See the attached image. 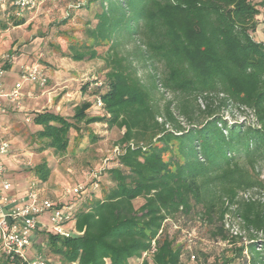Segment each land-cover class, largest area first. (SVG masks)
Returning <instances> with one entry per match:
<instances>
[{"label":"trees","instance_id":"1","mask_svg":"<svg viewBox=\"0 0 264 264\" xmlns=\"http://www.w3.org/2000/svg\"><path fill=\"white\" fill-rule=\"evenodd\" d=\"M78 7L93 16L64 55L104 59L108 84L97 90L103 107L90 115L93 101L84 100L71 117L35 112L36 139L41 150L62 154L72 129L82 139V122L124 130L117 165L107 170L111 186L76 208L83 233L43 231L58 263L185 264L193 254L198 264H264V199L239 196L264 193V43L254 35L264 0H86ZM19 18L0 24L19 25ZM139 67L156 72L143 77ZM159 87L173 94L162 108ZM229 105L251 111L256 124L230 123L219 113ZM33 171L47 181L51 168L45 160ZM230 214L249 241L232 232ZM201 229L225 244L214 262L202 248L188 247V234ZM0 264L24 262L0 252Z\"/></svg>","mask_w":264,"mask_h":264},{"label":"rangeland","instance_id":"2","mask_svg":"<svg viewBox=\"0 0 264 264\" xmlns=\"http://www.w3.org/2000/svg\"><path fill=\"white\" fill-rule=\"evenodd\" d=\"M79 1L86 0H43L38 8L26 10L22 14L19 19L24 18L23 23L15 25L11 20L6 29L0 24V62L7 58L4 64L7 73L0 78V86L2 83L5 90L12 87L19 79L18 70L22 64L39 63L47 76L44 85L25 84L26 94L22 110L10 106L7 114L0 115V123L8 128L2 136L11 142V152L5 158L10 180L18 185V190L33 185L42 195L59 203L73 202L76 204L75 208H79L88 197L90 199L92 196L94 199L100 196L101 187L111 186L112 181L107 170L117 165L115 148L124 129L116 125L110 126L103 121L88 125L82 122L80 128L84 129L83 137L79 135L82 137L80 143L77 142V130L72 129L68 150L58 154L52 148L40 149L42 142L36 139V132L41 127L32 120L28 121L27 117L32 118L35 112L43 110L71 117L75 106L84 100L93 101L88 110L90 115L101 112L95 101L100 96L97 93L98 87L105 89L108 84L104 59L96 57L77 61L64 55L68 50L70 38L84 37L85 20L92 19L93 16V11H81L78 7ZM262 10L258 16L262 22L254 35L258 41L264 43V8ZM129 48L130 46L127 47ZM152 69L155 71L152 67H139V74L144 77ZM157 70L161 71L160 65ZM172 96L170 91L159 87L155 99L157 105L162 108L164 102ZM219 113L230 123L244 120L256 124L251 111L242 112L234 105L221 108ZM184 124L189 126L186 122ZM89 132L97 136L96 140H91ZM45 160L51 172L47 181H41L33 168ZM259 170L264 178V164L259 165ZM97 180L100 181V187L94 185ZM79 185L84 187L81 194L67 192L69 188ZM239 196L264 199V193H256L255 190L241 192ZM227 224L232 228V232L244 234V240L249 241V234L242 229L240 218L234 214L227 215ZM175 230L176 226H172L171 231ZM258 234L260 238L263 237V234ZM194 236L196 240L194 237L188 246L189 249L202 248L210 254L209 262H214L225 248L223 242L208 239L204 229ZM34 250H39L59 262L58 257L51 252L47 244V234L43 231L35 236ZM197 259L198 257L193 259L191 255L183 257L185 264H198Z\"/></svg>","mask_w":264,"mask_h":264},{"label":"built area","instance_id":"3","mask_svg":"<svg viewBox=\"0 0 264 264\" xmlns=\"http://www.w3.org/2000/svg\"><path fill=\"white\" fill-rule=\"evenodd\" d=\"M43 0H0V22L9 21L12 16H22L26 10L38 8ZM7 59V58H6ZM6 59L0 62V78L7 73ZM19 79L8 90L0 86V115L7 114L9 107L24 108L25 84L44 85L47 81L44 69L39 63L22 64L18 70ZM96 106L101 109L103 100L97 97ZM28 121L31 118H27ZM8 128L0 123V252L9 259L19 258L24 264H59L39 250H34L35 236L40 231L53 232L64 237L81 235L76 228V204L59 203L44 196L33 185L18 190L8 176L6 156L11 152V142L2 136ZM117 145L115 155L121 153ZM95 181V187H98ZM82 185L69 188L68 193L79 195ZM190 232L189 241H193ZM191 244V243H190ZM195 259V255L191 254Z\"/></svg>","mask_w":264,"mask_h":264},{"label":"crops","instance_id":"4","mask_svg":"<svg viewBox=\"0 0 264 264\" xmlns=\"http://www.w3.org/2000/svg\"><path fill=\"white\" fill-rule=\"evenodd\" d=\"M26 92V91H25ZM28 93H29V95L31 94L29 91H28ZM26 94V93H25ZM74 105H76V104H74ZM28 118V117H27ZM3 135V134H2ZM5 135V134H4ZM8 176H9V173H8ZM9 178H10V176H9Z\"/></svg>","mask_w":264,"mask_h":264}]
</instances>
